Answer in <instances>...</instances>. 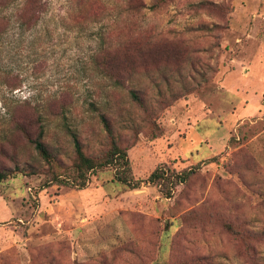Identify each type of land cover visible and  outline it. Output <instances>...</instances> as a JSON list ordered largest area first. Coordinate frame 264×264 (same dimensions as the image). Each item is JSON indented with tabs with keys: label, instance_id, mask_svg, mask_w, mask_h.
I'll return each instance as SVG.
<instances>
[{
	"label": "rangeland",
	"instance_id": "obj_1",
	"mask_svg": "<svg viewBox=\"0 0 264 264\" xmlns=\"http://www.w3.org/2000/svg\"><path fill=\"white\" fill-rule=\"evenodd\" d=\"M0 2V168L28 172L0 182V264H264V0ZM127 45L147 62L116 86L95 57L127 69ZM102 115L139 188L112 165L67 181L73 131L87 155L109 149ZM158 166L194 170L167 197Z\"/></svg>",
	"mask_w": 264,
	"mask_h": 264
},
{
	"label": "trees",
	"instance_id": "obj_2",
	"mask_svg": "<svg viewBox=\"0 0 264 264\" xmlns=\"http://www.w3.org/2000/svg\"><path fill=\"white\" fill-rule=\"evenodd\" d=\"M5 4L0 2V7H4ZM30 9L26 8V6H22L17 11L18 19L21 20L22 24L26 23L27 21L24 20L25 15ZM45 10V3L39 1L35 2L33 6V13L34 12H44ZM31 18L32 17L31 13ZM28 19V20H29ZM11 18L7 15L0 14V39L4 35V33L8 30L11 26ZM145 49H138L135 45H127L126 48L123 49L119 55H122L120 58L122 60L121 63H124L128 68L124 69L121 65L116 61L115 63H108L109 55L106 52H101L100 54L97 53L95 57V65L99 68L105 75L113 80V83L116 86H124L123 82V74L128 73L131 75L134 67L135 62L141 60L146 64L147 58L146 55L148 54ZM111 57H114L112 55ZM117 57V55H115ZM140 58V59H139ZM120 60V61H121ZM119 61V62H120ZM127 70V71H126ZM0 73V78H1ZM1 84V82H0ZM130 95L132 99L138 103L141 107H145L144 99L141 97L139 92L136 89H130ZM105 130L108 133V136L111 139V145L107 151L104 152V156H90L87 155L81 145V142L77 136V134L73 131V139H74V146L76 157L74 161V169L76 171V175L72 178L70 177L67 181L71 184H74L78 188H84L88 185L90 181V174L99 167H104L108 165H112L115 169V179L130 188H139L143 181H136L131 175V167L130 161L128 157L127 150L122 148L116 139V135L114 132V128L111 125V122L107 115H102L101 117ZM39 125V135L35 139H33V143L35 148L41 154V156L47 160L48 162L52 163L56 157L53 152H51L45 142L43 141V136L45 134V124L42 118H37L36 124ZM12 124L16 127H22L25 124V121L21 120L17 115L13 117ZM101 157V158H100ZM194 168H189L188 170H184L183 172L176 173L171 172L165 166H158L155 168L151 174L149 175L147 182L148 183H156L161 187L162 192L166 194L167 197H170L172 194V188L177 184L185 182L191 173H193ZM18 173L28 174L25 168L16 167L15 170L8 169L3 170L0 168V182L8 178L9 176H16Z\"/></svg>",
	"mask_w": 264,
	"mask_h": 264
}]
</instances>
